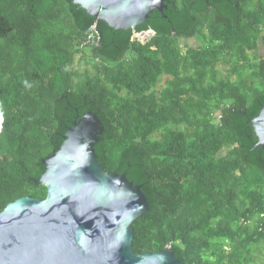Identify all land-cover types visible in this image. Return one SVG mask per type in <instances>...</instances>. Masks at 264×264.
Wrapping results in <instances>:
<instances>
[{
  "label": "trees",
  "instance_id": "16d2710c",
  "mask_svg": "<svg viewBox=\"0 0 264 264\" xmlns=\"http://www.w3.org/2000/svg\"><path fill=\"white\" fill-rule=\"evenodd\" d=\"M164 4L134 31L44 0L43 24L14 32L0 51V211L46 197L42 160L92 111L105 127L100 164L150 202L132 224L134 252L242 264L264 240V148L250 121L264 105V0ZM95 21L99 43L83 45Z\"/></svg>",
  "mask_w": 264,
  "mask_h": 264
},
{
  "label": "water",
  "instance_id": "95a60500",
  "mask_svg": "<svg viewBox=\"0 0 264 264\" xmlns=\"http://www.w3.org/2000/svg\"><path fill=\"white\" fill-rule=\"evenodd\" d=\"M89 15L115 29L146 24L164 0H73ZM93 26V23L90 25ZM99 34L97 21L94 25ZM153 34L152 30L134 36ZM264 148V105L250 119ZM105 127L87 111L75 121L60 147L42 160L45 171L36 182L47 187L44 199L23 196L0 211V264H183L168 246L156 252H134L133 222L149 210L142 184L126 172H107L95 145Z\"/></svg>",
  "mask_w": 264,
  "mask_h": 264
},
{
  "label": "flooded vegetation",
  "instance_id": "af4514ba",
  "mask_svg": "<svg viewBox=\"0 0 264 264\" xmlns=\"http://www.w3.org/2000/svg\"><path fill=\"white\" fill-rule=\"evenodd\" d=\"M43 2L44 0H0V51L4 45H10L11 37L18 29L27 34L30 29L43 24Z\"/></svg>",
  "mask_w": 264,
  "mask_h": 264
},
{
  "label": "rangeland",
  "instance_id": "374dc122",
  "mask_svg": "<svg viewBox=\"0 0 264 264\" xmlns=\"http://www.w3.org/2000/svg\"><path fill=\"white\" fill-rule=\"evenodd\" d=\"M149 38V36H148ZM143 40V39H142ZM144 41V40H143ZM182 46L193 45L196 46L199 44V41L195 39H180ZM264 50H262L263 52ZM84 64L82 63V66ZM163 82L160 83L161 87ZM225 152L223 151L222 154ZM241 263L242 264H264V240L259 243L250 244L243 253Z\"/></svg>",
  "mask_w": 264,
  "mask_h": 264
},
{
  "label": "built area",
  "instance_id": "2783aa9c",
  "mask_svg": "<svg viewBox=\"0 0 264 264\" xmlns=\"http://www.w3.org/2000/svg\"><path fill=\"white\" fill-rule=\"evenodd\" d=\"M96 21L93 23V26H89V28L86 31L85 35V40L83 42V45H88V44H97L98 39H99V34L95 31L94 25ZM149 35H151L149 33ZM135 38L143 39V36H134Z\"/></svg>",
  "mask_w": 264,
  "mask_h": 264
}]
</instances>
